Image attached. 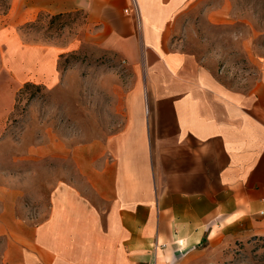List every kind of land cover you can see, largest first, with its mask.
Segmentation results:
<instances>
[{
	"label": "crops",
	"instance_id": "1",
	"mask_svg": "<svg viewBox=\"0 0 264 264\" xmlns=\"http://www.w3.org/2000/svg\"><path fill=\"white\" fill-rule=\"evenodd\" d=\"M235 7L20 0L0 15V122L25 85L61 84L66 50L24 36L42 13L84 11L96 44L132 75L89 122L106 136L72 151L78 172L50 191L42 220L16 205L11 184L0 190V264H249L240 254L264 240V31L237 37L253 66L240 80L188 50L219 40L206 30L232 25Z\"/></svg>",
	"mask_w": 264,
	"mask_h": 264
},
{
	"label": "rangeland",
	"instance_id": "2",
	"mask_svg": "<svg viewBox=\"0 0 264 264\" xmlns=\"http://www.w3.org/2000/svg\"><path fill=\"white\" fill-rule=\"evenodd\" d=\"M14 1L20 2L0 0V15L9 13ZM234 10L232 25L206 30L219 40L209 38L205 49L195 40L188 47L203 62L210 59L216 74L228 82L253 75L252 61L242 53L237 37L251 31L257 41L264 31V0H236ZM56 16L42 13L23 32L30 42H55L66 50L59 62L60 86L25 85L11 115L0 122V190L11 184L16 205L37 220L46 215L54 186L78 172L70 160L72 151L106 136L89 132V122L101 121L111 104L106 95L116 93L120 79L127 87L132 76L117 69L116 57L96 44L84 11ZM238 260L264 264V240L249 246Z\"/></svg>",
	"mask_w": 264,
	"mask_h": 264
},
{
	"label": "trees",
	"instance_id": "3",
	"mask_svg": "<svg viewBox=\"0 0 264 264\" xmlns=\"http://www.w3.org/2000/svg\"><path fill=\"white\" fill-rule=\"evenodd\" d=\"M4 14H7V13L5 12ZM62 15H64V14L58 15V16H56L55 18L62 17ZM28 85H30V84H27L26 86H28Z\"/></svg>",
	"mask_w": 264,
	"mask_h": 264
}]
</instances>
